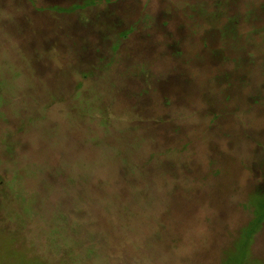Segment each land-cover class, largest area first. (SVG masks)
<instances>
[{
    "label": "rangeland",
    "instance_id": "obj_1",
    "mask_svg": "<svg viewBox=\"0 0 264 264\" xmlns=\"http://www.w3.org/2000/svg\"><path fill=\"white\" fill-rule=\"evenodd\" d=\"M251 259L264 0H0V264Z\"/></svg>",
    "mask_w": 264,
    "mask_h": 264
},
{
    "label": "trees",
    "instance_id": "obj_2",
    "mask_svg": "<svg viewBox=\"0 0 264 264\" xmlns=\"http://www.w3.org/2000/svg\"><path fill=\"white\" fill-rule=\"evenodd\" d=\"M251 17V12H248V13H246V15H244V18L247 20V19H251L250 18ZM251 29H249L248 30V33L246 34V39L249 41H251L252 39H254V37H253V33L256 31L255 29H258L257 27H255V25L253 24V23H251ZM262 36H263V34H262ZM239 65V64H238ZM240 66V65H239ZM257 218H258V216H257ZM256 218V219H257ZM252 221H253V219L250 221L251 223H252ZM257 221V220H256ZM249 232V231H248ZM250 234H252V232L250 231ZM251 258V257H250ZM246 261V260H245ZM238 260H236L235 262H227L226 264H248V263H246V262H238ZM254 263V261L251 259V262L249 263V264H253ZM223 264H225V261L223 262Z\"/></svg>",
    "mask_w": 264,
    "mask_h": 264
}]
</instances>
